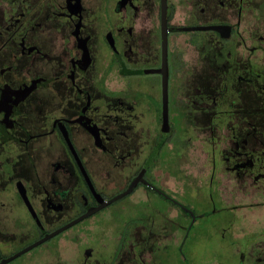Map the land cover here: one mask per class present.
<instances>
[{"label":"flooded vegetation","instance_id":"flooded-vegetation-1","mask_svg":"<svg viewBox=\"0 0 264 264\" xmlns=\"http://www.w3.org/2000/svg\"><path fill=\"white\" fill-rule=\"evenodd\" d=\"M0 264H264V0H0Z\"/></svg>","mask_w":264,"mask_h":264},{"label":"water","instance_id":"water-1","mask_svg":"<svg viewBox=\"0 0 264 264\" xmlns=\"http://www.w3.org/2000/svg\"><path fill=\"white\" fill-rule=\"evenodd\" d=\"M165 104H166V103H165ZM165 119H166V121H167V114H166V113H165ZM166 127H167V130H169V129H168V125H166ZM131 190H132V187H130V188L127 190V192L124 193V195L128 194ZM122 196H123V195L118 196L117 198L113 199L111 202L117 200L118 198H120V197H122ZM102 206H105V205H101V207H102ZM101 207H99V208H101ZM40 243H41V241L38 242V243L35 244V245H38V244H40Z\"/></svg>","mask_w":264,"mask_h":264},{"label":"rangeland","instance_id":"rangeland-1","mask_svg":"<svg viewBox=\"0 0 264 264\" xmlns=\"http://www.w3.org/2000/svg\"><path fill=\"white\" fill-rule=\"evenodd\" d=\"M98 232H99V231H98ZM69 248H72V246H70ZM69 253H70V250L67 251V254H69Z\"/></svg>","mask_w":264,"mask_h":264}]
</instances>
